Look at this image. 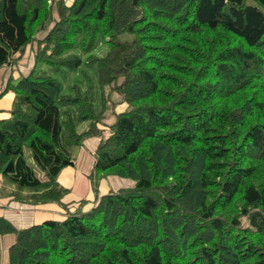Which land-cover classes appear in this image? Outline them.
Wrapping results in <instances>:
<instances>
[{
  "label": "trees",
  "instance_id": "16d2710c",
  "mask_svg": "<svg viewBox=\"0 0 264 264\" xmlns=\"http://www.w3.org/2000/svg\"><path fill=\"white\" fill-rule=\"evenodd\" d=\"M33 43L0 175L67 212L0 217L6 264H264V0H0V67ZM91 137L96 202L69 211L57 179ZM108 175L135 184L99 196Z\"/></svg>",
  "mask_w": 264,
  "mask_h": 264
},
{
  "label": "crops",
  "instance_id": "0c3cea01",
  "mask_svg": "<svg viewBox=\"0 0 264 264\" xmlns=\"http://www.w3.org/2000/svg\"><path fill=\"white\" fill-rule=\"evenodd\" d=\"M28 53L24 52L18 63L6 64L0 67V119L2 120L10 118L15 98L13 90L9 88L10 81H16L22 76H27L34 66L33 54L28 56ZM125 108L126 104L122 110ZM98 143V137L84 140L83 145L76 148L72 164L65 167L58 176V183L67 189L62 202L68 207L69 211H75L77 208L87 211L95 205L96 196L92 189L90 177L95 163V151ZM133 185V181L130 179L109 175L99 181V196ZM12 190H14V187L8 185L0 175V217L8 219L15 228L23 229L48 219L63 220L66 217L67 210L60 204L51 202L34 205L20 202L9 195ZM82 200H85L83 205L81 204ZM15 239L16 236L13 233L0 237L1 264L8 262L9 248L13 245Z\"/></svg>",
  "mask_w": 264,
  "mask_h": 264
},
{
  "label": "rangeland",
  "instance_id": "374dc122",
  "mask_svg": "<svg viewBox=\"0 0 264 264\" xmlns=\"http://www.w3.org/2000/svg\"><path fill=\"white\" fill-rule=\"evenodd\" d=\"M65 1H66L67 4H71V3L73 2V0H65ZM44 32H45V31H44ZM44 32L39 33L38 36H39V37L43 36ZM121 37H124V35H122ZM33 50H34V43L31 44V45H28V46L26 47L25 53H26V52H29V53H28V56H31V55L33 54ZM31 52H32V53H31ZM112 100H113L114 102H116V104H115V111H120V110H122V108L125 107V104H124V103L121 104V103L119 102V97H118L117 95L114 94L113 97H112ZM118 103H119V104H118ZM109 107H110V108L107 109V113H106V114H107V115H106V120H107L108 122L110 121V118H111L112 115H113V110H112L110 104H109ZM99 140H100V139H99ZM25 151H26V156H27V160H28V162H29L30 164H33V160H32V158H31V153H30L29 149L26 148ZM75 151H76V150H75ZM74 154H75V152H74ZM36 173H37L38 177H40V178H43V177H44V173H43L40 169H38L37 167H36ZM108 176H109V175H108ZM110 176H111V175H110ZM112 176H115V175H112ZM117 177H118V176H117ZM104 178H105V177H104ZM4 180L8 183V185L14 187L13 184L10 183L7 179H4ZM133 184H135L134 181H133ZM133 186H134V185H133ZM133 186H132V187H133ZM127 188H129V187H127ZM82 201H85V200H82ZM95 202H96V199H95Z\"/></svg>",
  "mask_w": 264,
  "mask_h": 264
},
{
  "label": "water",
  "instance_id": "95a60500",
  "mask_svg": "<svg viewBox=\"0 0 264 264\" xmlns=\"http://www.w3.org/2000/svg\"><path fill=\"white\" fill-rule=\"evenodd\" d=\"M71 164H72V162H71Z\"/></svg>",
  "mask_w": 264,
  "mask_h": 264
}]
</instances>
